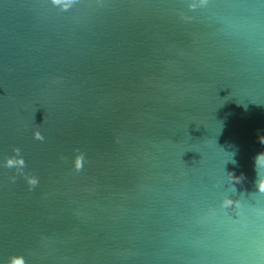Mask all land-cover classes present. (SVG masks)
Returning <instances> with one entry per match:
<instances>
[{
  "label": "water",
  "instance_id": "1",
  "mask_svg": "<svg viewBox=\"0 0 264 264\" xmlns=\"http://www.w3.org/2000/svg\"><path fill=\"white\" fill-rule=\"evenodd\" d=\"M264 0H0V264H264Z\"/></svg>",
  "mask_w": 264,
  "mask_h": 264
},
{
  "label": "clouds",
  "instance_id": "2",
  "mask_svg": "<svg viewBox=\"0 0 264 264\" xmlns=\"http://www.w3.org/2000/svg\"><path fill=\"white\" fill-rule=\"evenodd\" d=\"M259 189H260L261 192H264V182H261L259 184Z\"/></svg>",
  "mask_w": 264,
  "mask_h": 264
}]
</instances>
